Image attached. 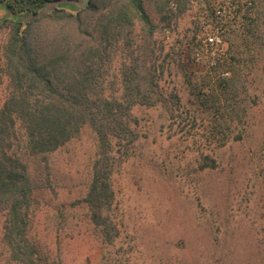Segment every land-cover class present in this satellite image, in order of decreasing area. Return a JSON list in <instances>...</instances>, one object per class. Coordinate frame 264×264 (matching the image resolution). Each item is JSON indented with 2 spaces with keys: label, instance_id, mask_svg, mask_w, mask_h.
<instances>
[{
  "label": "rangeland",
  "instance_id": "obj_1",
  "mask_svg": "<svg viewBox=\"0 0 264 264\" xmlns=\"http://www.w3.org/2000/svg\"><path fill=\"white\" fill-rule=\"evenodd\" d=\"M252 1L142 0L147 26L136 14L115 22L111 0H99L104 16L89 31L117 39L102 69L104 97L129 105L123 74L151 39L166 102L125 112L136 137L113 142L114 199L103 227L84 203L99 156L92 129L49 154L43 175L28 159L42 186L28 231L41 264H264V0ZM71 4L76 11L87 0ZM55 8L72 11L54 3L44 14ZM4 16L0 8V23ZM214 32L224 41L217 55L205 44ZM9 34L0 29L2 45ZM9 93L4 75L0 106ZM24 141L18 131L17 153ZM4 224L0 213V264H17Z\"/></svg>",
  "mask_w": 264,
  "mask_h": 264
},
{
  "label": "trees",
  "instance_id": "obj_2",
  "mask_svg": "<svg viewBox=\"0 0 264 264\" xmlns=\"http://www.w3.org/2000/svg\"><path fill=\"white\" fill-rule=\"evenodd\" d=\"M80 1L0 0L5 11L0 29L10 30L5 43H0V86L5 75L10 88L0 106V213L5 215L4 242L17 264H41L37 250L28 242L29 211L37 202L33 192L42 187L32 172H48L49 154L76 138L83 128L92 129L99 156L84 203L92 222L103 227L104 211L114 199L113 142L136 137L131 123L124 121L125 112L130 114L135 106H155L158 100L166 102L152 73L151 39H142L131 52L123 74L129 105L104 97L99 88L102 69L110 60L108 45L117 39H103L101 33L92 36L89 25L100 22L102 8L99 0H87L84 8L75 11L71 3ZM111 2L118 12L115 22L136 14L151 26L142 0ZM54 3L72 11L55 8L44 14ZM252 6H257L255 0ZM18 131L24 133L23 154L16 151ZM119 146L128 152L129 146ZM28 159L34 165L32 172Z\"/></svg>",
  "mask_w": 264,
  "mask_h": 264
},
{
  "label": "built area",
  "instance_id": "obj_3",
  "mask_svg": "<svg viewBox=\"0 0 264 264\" xmlns=\"http://www.w3.org/2000/svg\"><path fill=\"white\" fill-rule=\"evenodd\" d=\"M214 16L217 19L222 20L225 17V11L220 8H216L214 11ZM223 43V36L216 32L207 35L205 38V44L211 48V53L213 55H217V52L220 51V47L223 45Z\"/></svg>",
  "mask_w": 264,
  "mask_h": 264
}]
</instances>
